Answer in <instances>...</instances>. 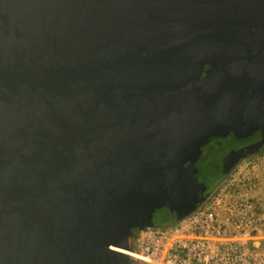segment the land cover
Segmentation results:
<instances>
[{
	"label": "water",
	"instance_id": "obj_1",
	"mask_svg": "<svg viewBox=\"0 0 264 264\" xmlns=\"http://www.w3.org/2000/svg\"><path fill=\"white\" fill-rule=\"evenodd\" d=\"M263 141L264 0H0V264H135L133 229L191 212Z\"/></svg>",
	"mask_w": 264,
	"mask_h": 264
},
{
	"label": "built area",
	"instance_id": "obj_2",
	"mask_svg": "<svg viewBox=\"0 0 264 264\" xmlns=\"http://www.w3.org/2000/svg\"><path fill=\"white\" fill-rule=\"evenodd\" d=\"M118 250L135 264H264V151L237 161L191 212Z\"/></svg>",
	"mask_w": 264,
	"mask_h": 264
},
{
	"label": "flooded vegetation",
	"instance_id": "obj_3",
	"mask_svg": "<svg viewBox=\"0 0 264 264\" xmlns=\"http://www.w3.org/2000/svg\"><path fill=\"white\" fill-rule=\"evenodd\" d=\"M253 30H254V28H252V31ZM231 40L233 42L241 43L246 50H250L252 48L251 44H246L244 42L243 37H241V39L238 38V40H235L234 38ZM224 42H225V40L224 41L222 40L220 43L215 44V45L217 47H225L226 44ZM211 67H212V62L210 60L204 62L199 68V75L197 77H194V76H196V72H197L196 64H194V65L187 64V65H184L183 69H180V68L176 69V72H177L176 74H179V72H182L186 78H193L194 77V80L195 81L197 80L199 82L203 77H205L206 73L211 69ZM203 87H204L203 83H198V84L196 83V88L198 90H201ZM260 136H261V129L260 128L253 131V133L251 135V137H252L251 139L237 138L234 136V134L231 131H229L225 136H212V137H210V139L208 140V142L206 144H204L200 147V154L198 155V157L194 161V167L199 172L207 164L208 160L211 157H216V156L221 157V156L225 155L226 153H229V152H232L233 150H238L241 148L252 149L256 146L255 144L258 141V137H260ZM254 140H255V142H254ZM260 151H264V141L255 151H252L251 153L248 152L244 155H240V156L236 157L235 161L230 165V167L227 169V171L224 173L223 176H225V174H227L231 170V168L234 166V164L237 161H239L240 159H242L244 156H247V155L252 154L254 152H260ZM232 156L235 157L236 155H232ZM186 164L187 163H185V165ZM216 184H215V186H216ZM160 209H162V208H160Z\"/></svg>",
	"mask_w": 264,
	"mask_h": 264
},
{
	"label": "rangeland",
	"instance_id": "obj_4",
	"mask_svg": "<svg viewBox=\"0 0 264 264\" xmlns=\"http://www.w3.org/2000/svg\"><path fill=\"white\" fill-rule=\"evenodd\" d=\"M211 158H213V157H211ZM211 158H210V159H211ZM210 159H209V160H210ZM209 160H208V161H209ZM204 167H205V166H204ZM204 167H203V168H204ZM203 168H202V169H203ZM202 169H201V170H202ZM221 179H222V178H221ZM218 184H219V182L216 184V186H217ZM216 186H215V187H216ZM215 187H214V188H215ZM214 188H213V189H214ZM213 189H211V190L209 191V193L207 194V196H206L205 198H208V197L210 196V194H211V192H212ZM157 210H158V211L155 212V213L153 214L152 221H153V223H154L155 226H163V225H162V223H163V221H164V220H163V215L165 214V213H164V210H160V209H157Z\"/></svg>",
	"mask_w": 264,
	"mask_h": 264
},
{
	"label": "trees",
	"instance_id": "obj_5",
	"mask_svg": "<svg viewBox=\"0 0 264 264\" xmlns=\"http://www.w3.org/2000/svg\"><path fill=\"white\" fill-rule=\"evenodd\" d=\"M160 210H164V215H163V223L162 225H170V224H173L176 220L174 219V216L166 209V208H162ZM158 210H155V212H157ZM154 212V213H155ZM153 213V214H154ZM137 229H133V233L136 232Z\"/></svg>",
	"mask_w": 264,
	"mask_h": 264
}]
</instances>
